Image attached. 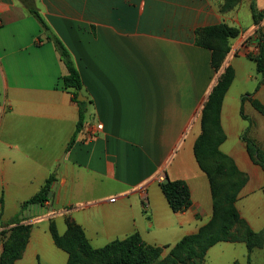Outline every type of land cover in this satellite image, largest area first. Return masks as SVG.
<instances>
[{
  "label": "crops",
  "instance_id": "obj_1",
  "mask_svg": "<svg viewBox=\"0 0 264 264\" xmlns=\"http://www.w3.org/2000/svg\"><path fill=\"white\" fill-rule=\"evenodd\" d=\"M26 1L0 0V231L9 235L12 219L50 176L56 188L50 212L24 219L32 226L14 264H67L51 223L64 236L73 222L93 249L136 233L161 250L160 261L210 223V185L193 145L214 78L210 51L194 40L196 30L219 24L239 30L225 60L234 78L221 106L220 151L247 176L235 204L239 216L252 231L264 227V173L245 150L248 122L241 117L256 122L252 136L264 149V117L250 102L264 106V77L248 57L258 52L251 4L264 15V0H240L226 12L223 0H32L36 11ZM32 12L69 51L91 102L68 151L78 107L62 86L66 68ZM159 176L186 183V211L172 212ZM203 264H248L246 246L219 242Z\"/></svg>",
  "mask_w": 264,
  "mask_h": 264
},
{
  "label": "trees",
  "instance_id": "obj_2",
  "mask_svg": "<svg viewBox=\"0 0 264 264\" xmlns=\"http://www.w3.org/2000/svg\"><path fill=\"white\" fill-rule=\"evenodd\" d=\"M240 0H223L222 12L233 9ZM253 25L258 38V52L248 56L255 63L256 72L264 77V35L260 31V22L264 15L258 12L254 3L251 4ZM34 17L47 33L48 40L52 41L56 52L64 64L67 74L62 77V86L72 96V100L78 107V120L74 135L67 145V151L73 146L76 135L83 129L90 101L77 100L78 94H82V80L75 63L64 44L50 32L38 13L32 12ZM239 30L226 24H219L200 28L195 31V46L210 51V65L218 71L223 67L226 57L230 52V42L237 38ZM234 78V71L230 66L223 67L222 74L217 83L211 89L201 112V133L193 145V155L200 170L207 176L212 196L213 217L210 223L200 228L198 233L182 238L169 252L164 260L160 261L161 250L147 246L138 234H133L122 241H113L101 249H93L86 240L82 230L73 222H67V231L64 236L57 234L53 223L49 226V232L57 248L64 251L67 256V264H91L98 259L101 264H203L208 249L219 242H242L248 253L255 243L259 242L260 234L255 233L244 225L242 233L236 232V226L242 223L235 207L237 197L247 182L246 176L236 167L233 160L220 151V146L226 137L220 124V112L224 96ZM244 97H242L243 102ZM252 108L264 117V106L256 100H251ZM241 117L248 122V127L242 135L245 150L264 173V149L258 142L249 136L252 121L241 112ZM207 165L213 166L208 169ZM215 169V170H214ZM214 172L222 174L226 172L230 182L227 185L216 181ZM215 173V174H216ZM56 179L50 176L41 190L30 200L25 202L22 210L29 206L41 205L47 208L50 205L48 193L51 191ZM170 209L174 213L186 211L191 206L189 189L184 181H164L159 183ZM2 199H0V203ZM6 236V230L0 231V242L3 243V253L0 264H14L20 258L27 240L30 223H24V219L15 217Z\"/></svg>",
  "mask_w": 264,
  "mask_h": 264
},
{
  "label": "rangeland",
  "instance_id": "obj_3",
  "mask_svg": "<svg viewBox=\"0 0 264 264\" xmlns=\"http://www.w3.org/2000/svg\"><path fill=\"white\" fill-rule=\"evenodd\" d=\"M250 56V55H249ZM211 66V65H210ZM223 67H225V63L223 64ZM223 67L218 70V71H215L212 67V74H213V84L215 85L219 79V77L221 76L222 74V70H223ZM204 105V103H203ZM203 105H202V108H203ZM202 108L200 109L199 111V114H198V135L201 133V112H202ZM253 125H251V129H250V132H249V136L253 139H255L252 134L254 132L255 129H257V125H256V122L253 121L252 122ZM258 130V129H257ZM243 135V134H242ZM256 140V139H255ZM257 141V140H256ZM258 142V141H257ZM244 144V143H243ZM259 144V142H258ZM250 158V157H249ZM251 160V159H250ZM207 168L208 169H213V166L211 165H207ZM215 170V169H214ZM240 171V170H239ZM241 172V171H240ZM216 172H214V175H215V178H216V181L220 184V183H223L224 185H227L230 180L229 178L227 177L226 175V172L222 173V174H215ZM243 173V172H241ZM245 176L246 174L243 173ZM247 178V176H246ZM263 188H264V184H263ZM241 218V217H240ZM242 219V223L243 224H239L236 226V232L239 234V233H242L244 231V225L246 224V226H248L247 222L243 219ZM249 228V226H248ZM250 229V228H249ZM251 230V229H250ZM255 233H261L260 235V238H259V242L253 244L254 245V248L253 250L251 251L250 253V261H253L254 262H257L256 264H264V227L259 230V231H253ZM91 264H101V262L98 260V259H95ZM252 264V263H250Z\"/></svg>",
  "mask_w": 264,
  "mask_h": 264
},
{
  "label": "water",
  "instance_id": "obj_4",
  "mask_svg": "<svg viewBox=\"0 0 264 264\" xmlns=\"http://www.w3.org/2000/svg\"><path fill=\"white\" fill-rule=\"evenodd\" d=\"M24 4L28 10L36 11V7L34 6V3L32 0H28ZM77 100L80 102H84L86 101V98L81 93H79ZM55 188L56 186L54 185L51 191L48 193V199L52 198V194ZM51 210H52V207L46 210V208L42 207L41 205L29 206L24 212H22V214L19 216V219H25V218H29L35 215H44L47 211L50 212Z\"/></svg>",
  "mask_w": 264,
  "mask_h": 264
},
{
  "label": "built area",
  "instance_id": "obj_5",
  "mask_svg": "<svg viewBox=\"0 0 264 264\" xmlns=\"http://www.w3.org/2000/svg\"><path fill=\"white\" fill-rule=\"evenodd\" d=\"M0 25H1V17H0ZM257 51H258V50H257ZM97 130H102V125H98V126H97ZM158 181H159V182L164 181V179L162 178V176H159V177H158Z\"/></svg>",
  "mask_w": 264,
  "mask_h": 264
}]
</instances>
